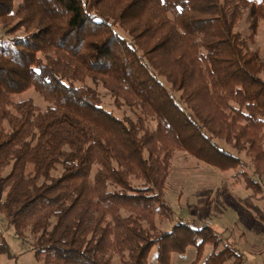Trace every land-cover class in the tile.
Masks as SVG:
<instances>
[{
    "label": "trees",
    "instance_id": "1",
    "mask_svg": "<svg viewBox=\"0 0 264 264\" xmlns=\"http://www.w3.org/2000/svg\"><path fill=\"white\" fill-rule=\"evenodd\" d=\"M246 7L249 35L236 31ZM263 18L264 0H0V215L34 236L37 260L149 264L157 248L170 264L213 242L215 262L243 264L206 225L156 221L174 219L165 189L178 150L224 171L245 153L261 177L264 61L251 45ZM30 89L44 110L15 100ZM0 255L14 258L3 237Z\"/></svg>",
    "mask_w": 264,
    "mask_h": 264
},
{
    "label": "rangeland",
    "instance_id": "2",
    "mask_svg": "<svg viewBox=\"0 0 264 264\" xmlns=\"http://www.w3.org/2000/svg\"><path fill=\"white\" fill-rule=\"evenodd\" d=\"M20 1L16 0L17 4ZM249 14L250 8L246 7L236 30L244 35L250 34L251 19ZM256 31L255 42L251 48L258 51L259 57L264 61V18L260 20ZM99 91L103 96L105 109L122 117L123 111L114 107L111 95L102 88ZM29 98L33 99L41 109L44 110L47 107V103L34 92V89L16 96L15 100L22 101ZM214 143L219 150L233 153V150L223 141ZM262 148H264V144ZM247 155L239 154L242 161L245 162L244 166L242 165L236 170L224 171L204 162L202 158L200 159L188 151H176L165 189V200L174 210V219L173 222L169 220L161 222L157 218L159 230L168 231L178 222L194 224L199 227L209 225L215 233L220 235L223 243L225 241L224 247L227 245L234 247L232 244L235 243L234 245L239 250L238 253L245 254L244 251H247L264 264V218H260L250 209L246 201V198L251 199L250 201L257 204L264 213V163L256 164L262 174L261 177H258L254 174L253 157ZM242 170L248 172L260 183L261 191L256 192L255 197H253L254 191L246 188L245 181L234 176ZM61 171L59 167L53 176L60 175ZM140 182L134 181L135 184H140ZM3 196L0 197L3 198ZM0 219H2L0 242L3 237L14 256L13 259H9L6 255H0V264H43L42 261L36 259L31 249L35 242L34 236L27 232L23 239H19L1 215ZM213 244V242H207L203 247L190 245L183 253H173L170 264H206L209 259L211 260L208 264H221L220 261L215 262L214 257L211 258L212 253L215 252ZM199 249L200 253H198ZM157 255V248H154L149 257V264H159ZM233 261L234 259L225 264H232ZM114 264H120L118 256L115 257Z\"/></svg>",
    "mask_w": 264,
    "mask_h": 264
},
{
    "label": "crops",
    "instance_id": "3",
    "mask_svg": "<svg viewBox=\"0 0 264 264\" xmlns=\"http://www.w3.org/2000/svg\"><path fill=\"white\" fill-rule=\"evenodd\" d=\"M262 0H257V1H254L256 3H259L261 2ZM235 176V175H234ZM237 178V177H236ZM239 181V180H238ZM235 182V181H234ZM260 195V194H259ZM258 195V196H259ZM247 200V198H246ZM255 204V203H254ZM257 205V204H255ZM262 211V210H261ZM263 213V212H262ZM212 228V227H211ZM219 235V234H218ZM220 236V235H219ZM224 238V237H223ZM220 241H222L217 249L218 252L222 251L224 249V246L225 245V241L223 243V239H221ZM235 244V243H234ZM232 244L234 246V249L237 250L239 252V250L236 248V246ZM245 254H243V264H262L259 262V260L254 256V255H251L250 253H247V251H244Z\"/></svg>",
    "mask_w": 264,
    "mask_h": 264
},
{
    "label": "built area",
    "instance_id": "4",
    "mask_svg": "<svg viewBox=\"0 0 264 264\" xmlns=\"http://www.w3.org/2000/svg\"><path fill=\"white\" fill-rule=\"evenodd\" d=\"M264 188V187H263ZM0 222H1V219H0ZM207 227H210L209 225H206ZM0 228H1V223H0Z\"/></svg>",
    "mask_w": 264,
    "mask_h": 264
}]
</instances>
